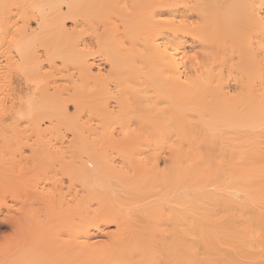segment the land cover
<instances>
[{
	"label": "bare ground",
	"instance_id": "6f19581e",
	"mask_svg": "<svg viewBox=\"0 0 264 264\" xmlns=\"http://www.w3.org/2000/svg\"><path fill=\"white\" fill-rule=\"evenodd\" d=\"M18 2L16 0L15 4ZM24 2H28L26 8H33L31 15L30 8L25 14L28 12V17H32L35 25H29L31 17L29 19L27 14L24 16L21 11L24 4L16 7L10 2L17 11L21 6L18 13L23 12L20 15L25 18L19 19L22 21L21 25L16 21L18 30L8 38L15 46L9 47L14 51L18 48V52H7L9 47L1 44L8 42L0 37L3 41L0 40V53L3 48L6 49V53L0 54L1 61H5L2 64L6 63L10 68L12 65L18 67L17 63H21L19 68H23L24 65L27 67L26 63H32L31 68L34 70L21 71L26 75L23 78L31 81L44 79V75L50 72L45 75L48 76L45 81L41 80L44 83L48 79H58L61 75L55 71L54 74L59 73L58 77H53L54 74L51 76L52 70H63L64 73V70L66 72L71 69L74 74L70 77L72 73L69 76L67 72L64 73V81L68 84V90L71 83L76 85V88L72 87L74 92L77 91L76 99L73 91L66 92L71 95L66 96L61 91L62 86L59 85L60 89L54 88L58 87V82L51 84L53 86L49 88L53 87L54 90H51L54 92L57 90L55 94L61 91L67 103L68 99L73 98V94L75 101L70 102L82 104L85 100L82 99L86 98V102L89 95L82 97V101H76L81 98L79 94L84 96L76 81L83 86L90 83L84 88L92 89L94 97H88L89 103L86 102V106H82L85 103L78 105L80 110L81 106L84 109L90 101L93 102V105L90 104L93 108L88 106L84 115H91L86 112L90 107L94 117L87 119L90 122L94 118V123H89L93 126L92 132L88 131L86 128L91 125L86 124V117L79 114L78 109L74 112L70 109L75 115L79 112V116L85 119L77 121L80 118L78 114L75 117L70 111L66 112L67 107L65 108L66 117L69 113V116L76 119L77 126V122L82 124L83 121L85 129L92 133V137H89V133H84L85 129H79L82 130L79 133L81 124L77 129L74 128L75 133L79 134L78 138L81 135L80 139L83 136L91 138V141L88 140V146L91 145L88 158L77 161L78 158L76 162L73 161L76 157H70V151L67 153L68 145H71L70 136L66 140L67 145L64 141L65 145H62L66 134L62 139L61 136L67 129L61 124H57V127L56 123L49 121L56 128L62 126V130H65L62 132L60 127L62 133L59 131L58 134L62 135H55L60 136L57 141L61 145L57 143V146H65L60 152L65 149L66 153L59 155L56 152L58 155L54 156L58 171L63 168L68 181L63 183L61 177L66 176L63 171L60 174L61 171L54 172L51 169L48 173H57L54 177L46 172L54 184L51 187L56 188V183L61 182L58 190L54 188L57 192L48 188L51 196L47 200L44 195L37 193L47 203L52 196L58 199L62 196L69 197L70 192H73V198H68V201L53 198L57 201L58 204L54 202L57 206L48 203L53 206L52 216L55 217L50 215L47 219H50L49 223L52 222L53 228H57L47 230L51 232L48 233L49 239L47 233L43 236L49 243L43 239L38 240L42 237L38 238L37 231H33L36 234L31 231L25 237H31L33 233L38 250H31L33 243L24 240L25 242H19L16 246H10L8 251L3 250L5 253L0 257V264H264V0H24L22 3ZM3 3L0 0V9L3 8ZM5 7L11 9L8 2ZM7 10L1 9V17ZM11 12L13 13L10 10ZM10 13L6 15L12 16ZM6 15L4 17L8 18ZM2 20L5 19L1 18ZM68 20L71 24L66 26L65 22ZM6 24L1 23L0 27ZM14 26L12 27L16 29ZM10 27L5 26V30H10ZM9 30L8 33H11ZM2 32L1 35L6 33ZM57 60L62 65H58ZM6 65L5 73L8 71L9 74L6 77L0 74V89L13 86V74H10V70L13 72L16 68L13 70L11 67L6 71ZM19 68L18 71L22 70ZM73 77H77V80H73ZM67 78H71L69 83ZM53 80L51 82L54 83ZM66 88L63 90L68 91ZM11 90L14 91L13 88ZM0 91L4 98L9 92L6 95L4 90ZM2 98L3 96L0 99ZM3 101L0 100V103L4 104ZM74 104L72 107L77 105ZM1 107L4 108L2 105ZM9 107L8 103L7 109ZM36 115L38 114L35 113L33 117L32 114L33 120H23L31 121V125H35H32L33 128L37 124V128H32L31 131L32 134L35 131L39 135L38 139H34L35 142L45 135V131L49 132V128H46L50 124L32 121L51 117ZM53 116L49 118L51 121L55 119ZM69 116L67 120L72 122ZM18 121L20 119L16 123ZM16 123L13 126H23L21 123L18 127ZM40 123L45 127L43 129L40 126L43 133L39 131ZM7 124L5 127L4 124L1 125L6 128ZM1 125L0 135H6L4 138L9 132H15L12 136L9 133L12 138L7 147L12 141L15 143L11 139L20 138L24 132L22 128L18 130L16 127L11 131V127L7 128L10 131L6 134V129ZM71 128L69 126L70 131ZM16 130L20 133L17 134ZM54 133L55 131L52 136ZM28 134L24 133L27 139L35 138L34 135L28 138ZM47 136L41 137L42 144L38 141L42 145L40 148L37 143L38 150L31 146L35 143L34 140L30 143L25 137L26 140L23 141V137L15 139L20 142L9 146L11 151L8 147L7 152L13 153L8 152L6 156L9 153L16 155L13 148L16 144H20L16 148L19 150L16 151V158L20 156V152L23 153V149L31 147L28 150L32 154L27 155H30V161L34 155L35 158L39 157L32 160L34 163L36 160V167L27 155H24L26 158L21 155L26 161L22 163L26 166L32 163L31 170L45 167L47 171V168L53 166L51 161H54L49 157L53 156L52 153L57 148L60 149L56 146L53 151L51 144L56 142L51 143L52 139ZM43 138H50L51 144L45 143ZM83 140L84 143L86 139ZM26 142L30 146L25 145ZM82 142L80 140L77 143ZM43 143L47 148L51 145V151L43 147ZM84 144L79 146H85ZM75 148L80 150L78 146ZM37 151L42 154L37 156ZM64 154H68L72 160L61 157L63 162L69 159L71 166L64 170L65 162L59 170L60 156ZM41 155L43 160L45 157L49 158V162L43 161ZM6 156L3 160L8 162L10 159ZM41 160L44 164L38 165L37 163H42ZM27 161L30 164L27 165ZM47 162L50 167H46ZM19 163L20 160L17 164ZM7 164L5 168L8 166L10 171H14V167L12 170L10 167L16 164ZM19 168L21 172L22 167ZM31 170H28L29 173ZM40 172L37 173L42 175ZM9 174L8 177L13 176ZM30 175L31 173L29 177ZM34 175H31L30 181L32 178L34 182L35 179L37 182L42 179V176L39 175L41 179H38ZM45 175L44 173L46 178ZM57 175L62 176L59 178ZM57 177L61 181L55 182ZM47 180L49 179L45 181ZM53 192L56 193L52 195ZM30 195V198L35 197ZM53 200L50 202L53 203ZM1 218L0 223L14 228L15 218ZM24 219L27 220L28 217ZM38 221L37 224L34 222L37 226L33 224L31 230L35 227V230H41ZM40 241L46 242L49 247L43 243L46 250L42 245L38 248Z\"/></svg>",
	"mask_w": 264,
	"mask_h": 264
},
{
	"label": "rangeland",
	"instance_id": "374dc122",
	"mask_svg": "<svg viewBox=\"0 0 264 264\" xmlns=\"http://www.w3.org/2000/svg\"><path fill=\"white\" fill-rule=\"evenodd\" d=\"M15 1L16 0H2V6H3V8L1 7V9L2 10H4V9H9V13H10V10L11 11H13V13L11 12L10 14H12V16L14 15V14H16V15H14L15 17H17V18H15L14 16V19H13V17L12 16H10V15H6V13L8 14V12L6 11H4L3 13H4V16L6 15V17H8V18H5L4 16L3 17H1L3 14H2V11H1V9H0V21H1V18L3 19H5L6 20V23H7V21H8V24L9 23H13L14 25L17 23V22H19V24L22 22L21 20H19V19H23L24 20V16L29 12V8L30 7H28V8H26V5H27V3L28 2H26V4H25V2L24 3H22L23 1L22 0H20L21 2L19 3L18 1L19 0H17V2H18V4H21V6L24 4V6L25 7H23L22 8V10L21 11H23L24 12V18L22 17V15H20V14H23V12L21 13L20 12V14L18 13V11H20L19 9H21V6L19 7V9H18V11H17V8L16 7H18V6H16V5H18V4H15ZM27 1V0H26ZM7 2H8V6H11V9L8 7V8H6L5 6H6V4H7ZM10 2H11V4L12 3H14L13 5L14 6H16V7H14L13 5H11L10 4ZM28 6V5H27ZM30 6V5H29ZM12 7H13V10H12ZM31 9V8H30ZM26 10H28V12L25 14V12H26ZM33 10V8L30 10V15L32 14L31 13V11ZM17 11V12H16ZM20 17H22V18H18L19 16ZM27 17H28V14L26 15ZM31 17V16H30ZM30 17H28L29 19H30ZM28 18H26L27 20H28ZM9 19V20H8ZM31 19H32V17H31ZM5 20H2L1 22H0V24L2 23V24H6L4 21ZM17 21V22H16ZM21 21V22H20ZM26 21V20H25ZM24 21V22H25ZM33 21V19L30 21V23H29V20L27 21L28 23H29V25H35V23H34V21ZM69 21L70 20H68V21H66L65 23V25L66 26H68V25H70L71 24V22H70V24H69ZM23 22V23H24ZM22 23V24H23ZM32 23V24H31ZM8 24H6V25H1V27H0V33L2 32L1 30V28H3V31L4 32H6L5 34H6V37L4 36V35H1L0 34V37L4 40V41H6V42H8V43H5V42H3L2 41V39L0 38V40L4 43H2L1 45H3V47L4 46H7V47H9V45H11L10 47L11 48H13V47H15V46H13V44H11V41L9 42L8 41V38H10V34H12L11 35V37L15 34V32L18 30V23L15 25L16 26V29L15 28H13L12 26H14V25H9V26H11L10 28V30H12V31H10L9 29V32H11V33H8V30L6 29L5 30V26H6V28H9V26H8ZM21 25V24H20ZM8 26V27H7ZM14 26V27H15ZM13 29H15V31L13 30ZM4 32H2V33H4ZM14 32V33H13ZM8 34V35H7ZM1 41H0V43H1ZM6 44V45H5ZM8 44V45H7ZM8 48L9 50H7V52L8 51H12L11 53H14L15 54V51L16 50H18L19 51V49L18 48H15V51H14V49H11V48ZM17 47V46H16ZM0 49H2L1 47H0ZM1 51V50H0ZM18 51H16V52H18ZM2 52H4V53H6V49H4L3 48V50H2ZM1 52V53H2ZM0 53V54H1ZM4 53H2V55L4 54ZM1 56V55H0ZM1 59H2V57H1ZM1 59H0V74L2 75V76H4V77H6V74H9L8 73V71L7 70H9V69H11V67H13V70H14V68H16V71L14 70L13 72H12V70H10V74L12 75L13 74V79H12V81H11V85H13V86H8L7 88L5 87L4 89L2 88V89H0V90H4L3 92H5V94L7 93V91H9L7 94L9 95V98H8V95L4 98V95H2L1 93V91H0V98L3 96V98L2 99H0L1 101H3L2 103H4V104H1L2 106H4V108L5 109H7V107H8V103H9V105H10V107L7 109L8 111L6 112V110L4 109V108H2L1 107V105H0V115L2 116H0V119L2 120H0V125L2 124H4V127H5V124H7L8 122H9V124H7V127L6 128H3V126H2V128L3 129H6L7 130V128H11V131H13L14 130V127H16V126H13V124L15 125V123L17 122V120H19L20 119V121H18V123H16L17 125H18V127H19V124H21L22 123V121L24 120V118L26 119V118H28V119H32V114L34 115L33 117H35V113H37L38 115H36V116H38V117H42L43 116V118H44V116H47V115H49V116H51V117H46V119H43L42 120V118H35L36 120H34V121H32V122H35L36 121V123H39V122H42V123H45L44 125H47L48 124V122L50 121V122H54V123H56V126L58 127V125L59 124H61L63 127H65L66 129H67V132H65V130H62L63 129V127L62 126H59V128H56V126H54L55 124L54 123H50L49 122V124H50V126L49 125H47L48 127L46 128L47 130H48V128H49V132H51L52 134L50 135V133L47 131H45L44 133H45V135H43V134H41V135H43V136H41V137H44V138H46V136L47 135H50V136H47V138L48 137H50L52 140H51V143H52V141H55L56 143H54V144H56V145H54L53 143L51 144L50 142H49V140H50V138L49 139H44L43 138V140H46V142L45 143H48L49 142V144H51L50 146L53 148V151L55 150V148L54 147H56L57 145H59L60 143V141L58 142L57 141V138H58V140L60 139V136H57V135H59L60 133H62L63 131L65 132L64 133V135L63 136H61V139H62V137H64L65 136V134H66V139H64L63 138V140H62V142L64 141L65 143H66V145H67V143H68V141H66V140H68L67 138L70 136V142H71V145L69 146L68 145V149H67V146H66V149H67V153H70L71 152V154L73 155H70V157H76V159H73V161H76L78 158V160L77 161H79V160H83L85 157H87L88 158V154H89V150H91V145H89L88 146V140H90L89 139V137H90V135H91V137H92V133L90 134V132H92L91 130H92V126L93 125H91V124H89V123H91L92 122V124L94 123L93 121H94V118H92L93 120L91 121L90 120V122H89V120L88 119H91V117H94L93 115H92V112H93V110L91 109V108H93V107H91V105H93L92 103L93 102H91L90 101V104L88 105V106H90L89 108H88V111H86V112H88V115H89V113L91 114V115H89V117H86L87 116V114L85 113V115H84V111H85V109H87V107H84V109H82V106H86L89 102H88V97L90 96H92V98L94 97V95H93V91H91L90 89H86V88H84L87 84L89 85L90 83H86V84H84V86H83V84L82 83H79V81H76L77 80V77H73L72 79L74 80V78H76L75 79V81L77 82V86H78V88L80 89V91H82V93H84L83 95L84 96H81L82 94H79V93H77V95L79 94V96L81 97L80 98V100L78 99V100H76V101H82V100H86V98H83L82 99V97H86V95H89V96H87V101L86 102H88L87 104H86V102H85V100L83 101V103H85V105H82L81 104V102L79 103H75V104H81L82 106H81V109L79 110V108H80V106L79 107H77V105L76 106H73L72 107V105L74 104H72L71 102H74L75 101V99H76V96H75V94H76V92H74L73 91V88L76 86V85H74V83H71V81L72 80H70V88H72V90L70 91V88H69V90H68V88H66V87H68V84L66 83V81H64V73H66L68 76H69V73H72L71 71V69H68V70H66V72H65V70H64V73H63V70H50L51 72H52V74H51V76L55 73V71H56V74H57V72H59L61 75H62V77H61V75H59V73H58V75H59V77H58V75H56V74H54L53 75V77H58V79H55V80H53V81H55L54 83L53 82H51L52 80L51 79H48L49 81H47L46 80V82L44 83V82H42L44 79H45V77H48V76H45L46 74H49L48 72L44 75V79L42 78V79H39V80H34V81H31V80H27V78L26 79H24L23 77H26V75L25 74H23L22 72H32V70H34V69H32L31 67H33L32 66V63H26V65H27V67L25 66H23V68L21 67L22 65H21V63L19 64V63H17L18 64V67L16 66V65H12L10 68L8 67V65H6V63H4L5 65H6V73H5V65H3L2 63H3V61H1ZM5 62V61H4ZM58 62H59V64H58ZM56 63L58 64V65H62V63L60 62V61H56ZM61 63V64H60ZM1 64L3 65V67L1 66ZM19 65H21L20 66V68H22V70L19 68ZM16 66V67H15ZM45 68H47L48 69V71H49V68L45 65L44 66ZM9 68V69H8ZM17 68H19L20 70L18 71V69ZM32 69V70H31ZM23 70H25V71H23ZM22 71V72H21ZM4 72V73H3ZM16 73H17V75H16ZM21 74V75H20ZM65 74V75H66ZM74 73H72L71 75H70V77L73 75ZM14 75H16V76H14ZM20 75V76H19ZM67 76V77H68ZM75 76V75H74ZM50 77V76H49ZM56 77V78H57ZM47 79V78H46ZM69 79H71V78H67V81L69 80ZM22 80V81H21ZM24 80H27V81H25L24 82ZM42 80V81H41ZM56 80H59V81H56ZM16 81V82H15ZM41 81V82H40ZM45 81V80H44ZM47 82H48V84H47ZM57 82L59 83L57 86L58 87H54V88H59L60 89V86H62V92L66 95L67 93L66 92H70V93H72V91H73V93H74V96H75V99H73L74 98V96H73V94H72V99H73V101H72V99H68L67 101H68V103L71 105H69L67 102H65L64 101V96H63V93L61 94L59 91V94H55V92L57 91V90H55V92L53 91L54 90V88L52 87V88H49L50 86H53V85H55V83L57 84ZM15 83V84H14ZM34 83V84H33ZM68 83H69V81H68ZM23 84V85H22ZM51 84H53V85H51ZM76 84V83H75ZM26 85H28V86H26ZM60 85V86H59ZM92 85H90V87H91ZM66 88L68 91H66V90H63V88ZM13 88V90L14 91H12L11 89ZM76 88V87H75ZM51 89H53V90H51ZM58 89V90H59ZM86 90V91H85ZM10 91H12V93L10 92ZM16 92V93H15ZM23 92H25V93H23ZM57 92V93H58ZM23 93V94H22ZM28 93V94H27ZM46 93V94H45ZM87 93V94H86ZM4 94V93H3ZM18 94V95H17ZM22 94V95H21ZM2 95V96H1ZM43 95V96H42ZM68 96H71V95H69V94H67ZM66 95V96H67ZM13 99H12V98ZM43 97V98H42ZM49 98V99H48ZM59 99V101H58V99ZM65 98H69V97H65ZM71 98V97H70ZM78 98V97H77ZM61 99V100H60ZM82 99V100H81ZM91 98H89V100H90ZM14 100V101H13ZM11 103H10V102ZM50 103H49V102ZM65 103H64V102ZM71 101V102H70ZM93 101V100H92ZM63 102V103H62ZM18 104V106H16ZM20 104V105H19ZM30 104H31V106H30ZM60 104H62V105H60ZM74 104V105H75ZM14 105V106H13ZM59 105L61 106V109H60V107H59ZM20 106V107H19ZM65 106V107H64ZM70 106V107H69ZM16 108V110H15V108ZM31 107H32V110H31ZM63 107V108H62ZM67 107V108H66ZM77 107V108H76ZM12 108L14 109V110H12ZM20 108V109H19ZM27 108H28V110H27ZM65 108H66V112H69L70 111V109H72L71 111H73L74 112V110H76V109H78L79 111H80V113L79 114H81L86 120H87V122L86 121H84V122H86V124L88 125L89 124V126H90V128H88V126H87V130L89 129L90 130V132H88L86 129H85V127L83 126L84 125V123H83V121H82V124H81V122H77V123H79V124H81L80 125V127L78 128V126H79V124H78V126H77V124H76V119H73V117H71V116H69L70 114H73L75 117L77 116V114L75 115V113H73V112H71L70 114L68 113V115H67V117L69 116V120L70 121H72V122H69L68 120H67V117L65 116L67 113L65 112ZM22 109V110H21ZM23 109L25 110V111H23ZM12 110V111H11ZM81 110H83L82 112H81ZM91 110V112H89ZM20 111V112H19ZM27 111H28V115H27ZM30 111H36L35 113L34 112H30ZM50 111H51V113H50ZM53 111V112H52ZM63 111V112H62ZM9 112V113H8ZM19 112V113H18ZM66 114H65V113ZM76 112V111H75ZM32 113V114H31ZM21 114V115H20ZM43 114V115H42ZM45 114V115H44ZM59 114H61L60 116H58ZM79 114H78V116H79ZM56 115L57 117H54V116ZM72 115V116H73ZM81 115L79 116L80 118H78L77 119V121L79 120V121H81L82 120V118L83 117H81ZM52 116H53V118H55V119H52L53 121H51V119H49V118H52ZM74 117V118H75ZM4 118V119H3ZM83 118V120H85ZM88 118V119H87ZM25 120V121H23V123L21 124V125H23V126H20L19 128H22L23 129V131L24 132H22L21 133V136H20V138H15L16 140H20L21 139V137H25L26 139H27V136H25L24 135V133L25 134H27V133H29L28 134V138L30 137V138H32V137H34L35 136V138H33V139H27V142L29 141H33L34 139H38V136L39 135H37L36 134V132L34 131V133L32 134V128H33V126H35L34 124H32L31 125V121H29V120ZM81 119V120H80ZM22 120V121H21ZM33 120V119H32ZM37 120H39V121H37ZM45 120V121H44ZM46 120H47V122H46ZM57 120V122H55V121ZM29 121V123H30V125H29V123H28V125H27V122ZM73 122H74V124H73ZM26 123V124H25ZM35 123V124H36ZM47 123V124H46ZM58 124V125H57ZM27 125V126H26ZM10 126V127H9ZM29 126H31V129H29L30 127ZM40 126H43V124H39L38 125V127H40ZM69 126L70 127H72L71 128V131L69 130ZM81 126H83L82 128H81ZM27 127V128H26ZM60 127H62L61 129H60ZM17 128V127H16ZM15 128V129H16ZM19 128H17L18 130H19ZM37 128V124H36V127H34L33 128V130H35ZM45 127L43 126V129H44ZM52 128V129H51ZM74 128L75 129H77L78 128V131H79V129H85L86 131H84V133H89L88 135H89V137H87V138H85L84 136H83V138L84 139H86V141H87V144L85 145L84 143L86 142H82V140H83V138L82 139H80L81 138V136H80V138H78V135L75 133V131H74ZM39 129V128H38ZM38 129L36 130V131H38ZM54 129V131H55V133H54V136H52L53 135V132L51 131V130H53ZM58 129V131H56ZM62 131H60V130ZM6 130H4L5 131V133L7 132H9L8 130L6 131ZM21 130V129H20ZM69 130V131H68ZM1 131V130H0ZM3 131V130H2ZM17 131V130H16ZM26 131V132H25ZM40 132H42V129H41V127H40V130H39ZM38 131V132H39ZM60 131V133L58 134V132ZM72 131H74V133H71ZM77 130H76V132H78ZM18 132L20 133V131H17V134H18ZM37 132V133H38ZM40 132L38 133V134H40ZM80 132H82V130L81 131H79V133ZM4 132H2V135H4L3 134ZM6 133V134H7ZM10 133V132H9ZM9 133L7 134L8 136L7 137H9ZM43 133V132H42ZM69 133H70V135H69ZM11 135L10 136H12L13 134H15V132L13 131V132H11L10 133ZM16 134V135H17ZM30 134H32V136H30ZM47 134V135H46ZM55 134H57V135H55ZM68 134V135H67ZM16 135L14 136V137H16ZM22 135H24V136H22ZM34 135V136H33ZM60 135H62V134H60ZM72 135V136H71ZM84 135V134H83ZM87 135V136H88ZM6 136V135H5ZM4 136V137H5ZM19 136V135H18ZM17 136V137H18ZM52 136V137H51ZM73 136L75 137V138H77V139H75V138H73ZM86 136V135H85ZM3 136H1L0 135V178H2L3 179V177H4V179L2 180H0V218L1 217H13V218H15L16 219V224H15V226H14V228L13 227H11V226H8V225H6V224H3V222H1L0 223V257L2 256V254L3 253H5L3 250H7L8 251V249L9 248H11L10 246H16V245H18L19 244V242H22L23 243V241L24 240H26L27 242H32L33 243V246H31L32 248H31V250H38L37 249V244H35V239H34V234H36V233H34L33 231H37L38 233H37V235H38V238H41V239H38V240H42L43 239V241H47L49 238H50V236L48 235V233H51V232H49V231H47V230H52V229H54L55 228V230L57 229L56 227H54L53 228V225H52V222L50 221V223H49V220L47 219V217L48 216H52V214L54 213L53 211V206L52 205H49V204H53L54 205V202H56L57 203V201H61V200H63V201H68V198H70V200L73 198V192H70V194H69V197H59V196H57V197H59V199L58 198H56V196L54 197V196H52L53 198H56V199H58L57 201H54L53 200V198L51 199L50 198V201H52L53 200V203H51L50 201L47 203V202H45V200H47V199H49V197L51 196V189H54V188H52L53 187V183L51 182V180H50V175L51 174H53L54 175V177H56V174L57 173H53L52 171H54V172H56V171H58V169H57V167L56 166H58V163L56 162V156H54V155H56L57 153L56 152H58V153H60L59 155H63V152L64 153H66L65 152V149H64V151L63 152H60L61 151V149L62 148H64V147H62V148H60L59 146H57V147H59L60 149H56V150H58V151H54L55 152V154H54V152L52 153V155L53 156H50L49 158H53V160L56 162V163H53L51 160L52 159H50V161H51V163L53 164V166L51 165V167L52 168H47V171H46V169H44L45 167H38V168H36L37 170H35V168L33 169V170H31L32 168H33V164H34V167H36V160H35V163L32 161V160H34V159H37V158H39V157H37V158H35L34 156H36V155H34L33 156V159L30 161V155H27V154H29V153H31V150L29 151L28 149H31V147L29 148V147H27V146H25V145H29V143L27 144V142L25 143V145H24V147H27V148H25V149H23V148H21V150H22V154H21V152H20V156L19 157H17L16 158V156H18L17 155V153H16V151H19L18 149H16L17 147H18V145H20V144H16V147H13L16 151H14L15 153L14 154H16V155H12V154H10V153H13V152H10L11 150H10V147L9 146H11L14 142L12 141V144H10L9 143V150L10 151H8V152H10L9 153V156L7 157L6 156V154H8V152H7V143L8 142H10V138H12V137H9V139H7V137L6 138H4ZM13 137V138H14ZM41 137H39V143H41L42 144V142L40 141V139H42ZM55 137H56V140H55ZM4 138V139H3ZM21 139V141H23V140H26V139ZM74 140H73V139ZM15 139H11V140H14L15 141V143H17L18 141H16ZM9 140V141H8ZM71 140H73V142L71 141ZM76 140H78V141H80L81 140V142L82 143H77L78 141H76ZM31 141V142H32ZM37 141V140H36ZM38 141L37 142H35V140H34V144L33 145H31V146H33V148H35L36 150H38V148H37V143H38ZM75 141H76V143H75ZM84 141V140H83ZM91 141V140H90ZM20 142V141H19ZM18 142V143H19ZM25 142V141H24ZM30 142V143H31ZM61 142V143H62ZM62 143V145H65V143ZM70 142H69V144H70ZM15 143L12 145V146H15ZM39 143H38V145H39ZM45 143H43L44 144V146L43 147H46V149L47 150H50V149H52V148H50V146H49V148H47V146H45ZM57 143H59V144H57ZM73 143V144H72ZM91 143V142H90ZM24 143L22 142V144H21V146L23 145ZM35 144H36V146H35ZM76 144H78V145H76ZM79 144H84L85 146H88V147H85V146H79ZM61 145V144H60ZM30 146V145H29ZM40 146V145H39ZM42 146V145H41ZM40 146V148H42ZM72 146V147H71ZM76 146H78V147H80V150L81 149H83V148H81V147H85L86 148V150H85V148L83 149V150H81L82 152H80V150L79 151H77V149L75 148ZM23 147V146H22ZM70 147V148H69ZM39 148V149H40ZM19 149H20V147H19ZM45 149V150H46ZM88 149V150H87ZM20 150V151H21ZM29 151V152H26V154H24V152L25 151ZM41 150V149H40ZM46 150V152H48ZM35 151V150H34ZM44 151V150H43ZM51 151V150H50ZM68 151H70V152H68ZM41 152V151H40ZM39 152V153H40ZM39 153H38V151H37V156H39ZM49 154H50V152H48ZM32 154V153H31ZM33 154H34V152H33ZM40 154H42V153H40ZM13 156V157H15V159H16V161L18 160V158H20L19 160H20V162L22 163V162H26L24 159H22L21 157L23 156V157H25L26 158V156H24V155H27L28 157H29V161L30 162H32L31 164H30V162H28L27 161V165H28V163L30 164V165H28V166H30V167H28V166H26V165H24L23 163H22V165L23 166H21V163H19V164H17V162L19 161H14V158L12 157V158H9L10 156ZM22 155V156H21ZM46 155V154H45ZM58 155V154H57ZM68 154H64V156H60V158L61 157H68L67 156ZM87 155V156H86ZM6 156V158H8V159H10L11 161H12V159H13V162L11 163L10 162V160H8V162L7 161H5V160H3V157H5ZM43 155H41V157H42ZM49 156V155H48ZM28 157H27V159H28ZM41 157H40V159H41ZM70 157H68L70 160H72ZM49 158H47L46 159V157L44 158V160H43V157H42V160L43 161H48L49 162ZM58 158V157H57ZM87 158H85V159H87ZM46 159V160H45ZM65 159V158H64ZM68 159V161H66V160H64L65 162H67V163H65V162H63V159L61 158V160L59 161V159H57L58 161H59V163H61V165H59V170H60V168H61V166H62V163L64 164H66L65 166H63L64 167V170H68L67 168H70L69 166H71V164H70V160ZM39 160V159H38ZM41 160V161H42ZM5 161V164L3 163ZM40 161V160H39ZM38 161V162H39ZM42 161V163H37L38 165H41V164H44V162ZM76 161V162H77ZM47 162V166L46 167H50V166H48L50 163H48ZM6 163H8L7 165H9V166H11L12 164H16V166H14V165H12L10 168H11V170H12V167H14V171L12 170V171H10V169H8V166H7V169L5 168L6 167ZM46 163V162H45ZM69 163V164H68ZM73 163H75V162H73ZM72 163V164H73ZM3 164H4V167H3ZM11 164V165H10ZM26 164V163H25ZM57 164V165H56ZM17 165H18V168H16L17 167ZM68 165V166H67ZM25 166V167H24ZM43 166V165H42ZM19 167H22V169L20 170L21 172H19ZM23 167H24V170H23ZM28 169H27V168ZM65 167H67V168H65ZM15 168H16V170H15ZM40 168H42L41 170H39ZM55 170H54V169ZM52 169V171H50L49 173H48V171L49 170H51ZM25 170H27V171H25ZM28 170H31V175H34V174H36V176L34 175L33 177L34 178H38V179H41L39 182H37L36 180L37 179H35V182L33 181V178L31 179V181H30V178L32 177L31 175H30V177H29V171ZM15 171H17L16 173H15ZM40 171H43L46 175V178L43 176V174L44 173H42V172H40ZM61 171V170H60ZM60 171H58V172H60ZM62 171H63V168H62ZM62 171L60 172V174H62ZM11 172H13V174L11 173ZM19 172V173H18ZM37 172H40V173H42V175L41 174H39V173H37ZM48 173V175L49 176H47V173ZM64 173H63V175H65L66 173V171H63ZM9 173H11V174H9ZM8 174L9 175H13V176H9L8 177ZM40 176H39V175ZM59 174V173H58ZM52 175V176H53ZM41 177V178H39V177ZM57 176H59V175H57ZM62 175H60L59 176V178L61 177ZM10 177H12L11 178V180H10ZM22 179H21V178ZM25 177V178H24ZM49 177V178H48ZM67 177V174H66V176H63V177H61V178H63V180L62 181H64L63 183H66L67 181H68V177ZM8 180H7V179ZM52 178V177H51ZM58 178V177H57ZM57 179V180H55V182L56 181H59L60 179ZM65 178H66V180H65ZM78 178V177H77ZM46 179H49V180H47V181H45ZM16 180H18V181H16ZM46 182H44V181ZM53 180H54V178H53ZM44 183V184H42V182ZM61 181V180H60ZM36 182H37V184H36ZM41 182V183H40ZM34 184H36V186L34 185ZM42 184V187L40 186ZM60 184H61V182H58V183H56V190H58V188H59V186H60ZM29 185V186H28ZM43 185H44V187L45 188H43ZM35 186V187H34ZM52 186V187H51ZM51 187V188H50ZM40 188V189H39ZM42 188V189H41ZM48 188H50L49 190H51L50 191V193H49V190H47ZM54 189V190H55ZM45 190H46V192H45ZM55 190V191H56ZM29 192H30V194H32V196H34L35 195V197L38 195V193L37 192H39V194H42V195H44V199H43V196L42 195H38L36 198L37 199H40V198H42V199H40V200H37V199H34L33 197L32 198H30L31 197V195L29 194ZM57 192V191H56ZM55 192V193H56ZM49 193V194H48ZM54 192H53V194L52 195H54L55 194ZM30 196V197H29ZM68 196V195H67ZM71 196V197H70ZM67 198V199H66ZM31 199H32V201H31ZM36 200V203H34L35 201L34 200ZM55 199V200H56ZM69 200V201H70ZM37 201H38V203H40V204H38L37 203ZM58 204V203H57ZM37 205H38V208H37ZM52 207V208H50V207ZM54 206H57V205H54ZM49 207V208H48ZM31 208V209H30ZM55 208V207H54ZM57 208V207H56ZM29 209L31 210V212H30V214H28L29 213ZM33 209V210H32ZM50 211H49V210ZM52 209V210H51ZM34 211H36V212H34ZM48 211V212H47ZM34 212V213H33ZM46 212L48 213V215L46 214ZM53 212V213H52ZM57 212V211H56ZM56 212H55V214H56ZM31 213H33V214H31ZM36 213V214H35ZM6 215V216H5ZM19 215H26L25 217H28V219H29V221H28V219L27 220H25L24 218L25 217H20ZM35 216V217H37V218H39V219H36L35 217H33V216ZM37 215V216H36ZM47 215V216H46ZM19 216V217H18ZM46 216V217H45ZM52 217H55V215H53ZM18 218H19V221H18ZM34 218L36 219V222H37V220H41L40 222L38 221V224H40L41 225V230H39L38 231V229L37 230H35V228L34 229H32L31 230V227H32V225L34 224ZM51 218V217H50ZM1 219H3V218H1ZM46 220H48V222L47 223H43L44 221L46 222ZM26 221H28L27 222V225H26ZM33 222V223H32ZM35 222V224H37ZM29 223H31L30 225V227H29ZM21 224V225H20ZM34 224V225H35ZM21 226L20 227V229L18 228V226ZM39 225V226H40ZM35 226H37V225H35ZM38 226V227H39ZM46 226H48L49 228L47 229V227ZM31 231L34 233H32L31 235V237L30 236H28V237H25V234H27V233H31ZM45 231H47V232H45ZM54 231V230H53ZM46 233H47V235L49 236L48 237V239H46V237H43V236H46ZM28 234V235H29ZM22 235H24V236H22ZM36 238H37V236H36ZM22 239V240H21ZM46 239V240H45ZM50 241H51V239H50ZM25 242V241H24ZM39 242V241H38ZM41 242V241H40ZM48 242V241H47ZM36 243H37V240H36ZM43 243H45L46 244V242H43ZM42 242H41V244H39L40 246H38V248L39 247H41V245L43 244ZM49 243V242H48ZM44 244V245H45ZM52 244V243H51ZM45 246H47V247H49L47 244L45 245ZM46 247V248H47ZM30 248V247H29ZM42 248L44 249V250H46V248H44L43 247V245H42ZM43 249H41L42 251H43ZM40 250V249H39ZM6 251V252H7ZM41 251V252H42ZM44 252V251H43ZM30 252H28V254H29ZM26 254H27V252H26ZM1 259V258H0ZM44 259H46V258H44ZM49 259V258H48ZM47 259V260H48ZM44 261V260H43ZM45 262L47 263V261L45 260Z\"/></svg>",
	"mask_w": 264,
	"mask_h": 264
}]
</instances>
